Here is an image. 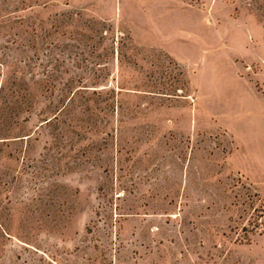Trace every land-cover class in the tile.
Listing matches in <instances>:
<instances>
[{"label":"rangeland","instance_id":"1","mask_svg":"<svg viewBox=\"0 0 264 264\" xmlns=\"http://www.w3.org/2000/svg\"><path fill=\"white\" fill-rule=\"evenodd\" d=\"M0 264H264V0H0Z\"/></svg>","mask_w":264,"mask_h":264}]
</instances>
